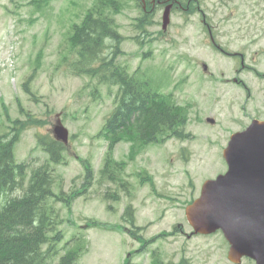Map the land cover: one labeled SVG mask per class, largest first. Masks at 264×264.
<instances>
[{"label": "rangeland", "instance_id": "rangeland-1", "mask_svg": "<svg viewBox=\"0 0 264 264\" xmlns=\"http://www.w3.org/2000/svg\"><path fill=\"white\" fill-rule=\"evenodd\" d=\"M46 1L0 0V134L11 127L7 112L11 118L25 117L21 107L26 115L46 120L42 126L27 127L14 149L17 160L38 165L48 154L37 134L54 135V126L62 122L70 138L56 176L68 193L84 180L80 158L93 165V183L73 200L71 209L54 203L65 234L59 253L82 237L85 245L78 264H124L127 256L130 264H176L183 257L190 264H233L221 231L187 237L192 227L185 206L200 195L205 180L227 170L223 151L231 134L245 129L253 117L264 118V76L250 70L264 73V0H201L207 10H175L165 30L164 9L150 16V25L138 27L143 16L140 0H117L107 10L122 37L115 62L153 89L172 95L187 116L177 130L184 136L161 134L159 142L143 145L122 134L109 149L113 160L126 163L115 182L107 177L100 182L109 140L98 133L112 115L118 86L76 73L69 43L72 26L88 9L111 2ZM204 14L211 18L220 44L244 52L246 65L238 76L250 88L251 98L246 87L225 82L242 68L240 57H224L212 46L202 30ZM112 52L106 47L103 54L111 57ZM204 64L211 76L203 73ZM61 188L57 184L55 191ZM129 205L133 225L123 218ZM56 258L52 264H58ZM242 264L255 262L245 258Z\"/></svg>", "mask_w": 264, "mask_h": 264}, {"label": "trees", "instance_id": "trees-1", "mask_svg": "<svg viewBox=\"0 0 264 264\" xmlns=\"http://www.w3.org/2000/svg\"><path fill=\"white\" fill-rule=\"evenodd\" d=\"M31 1L35 3L40 0ZM112 4L116 5L115 2ZM101 7L103 3L91 7L82 20L73 25V38L69 42L75 55L73 69L96 77L99 82L119 85L115 97L117 106L104 128L111 149L114 143L123 139L122 134L129 136L134 144L157 143L161 134L184 125L186 109L175 105L170 96L151 91L145 82L136 79L125 66L115 62L122 37L115 28L113 17L103 13ZM147 16L150 15L139 19L138 27L143 29L151 24ZM106 47L113 48L111 57L109 53L103 54ZM37 123L39 121L33 117L26 121L15 119L10 131L0 136V198L24 187L28 164L15 160L14 146L21 131ZM179 135L185 134L180 131ZM39 143L48 152L49 161L33 169L28 186L20 196L7 197L6 202L0 200V264H49L57 254V243L64 237L59 229L62 219L54 203L62 202L70 208L73 199L93 183V168L89 161L83 160L86 172L81 188L71 193H65L63 189L56 193L53 187L57 177L51 163L62 162L65 146L44 136H39ZM111 156L109 151L100 170V182L105 176L115 182L126 165L125 162L113 160ZM126 210L133 222L132 207ZM78 240L61 257L60 264H77L84 247L82 239Z\"/></svg>", "mask_w": 264, "mask_h": 264}, {"label": "water", "instance_id": "water-1", "mask_svg": "<svg viewBox=\"0 0 264 264\" xmlns=\"http://www.w3.org/2000/svg\"><path fill=\"white\" fill-rule=\"evenodd\" d=\"M168 22L166 10L164 27ZM56 132L67 138L61 126ZM223 155L228 170L204 182L200 197L186 208L187 218L196 232L221 229L230 242L231 261L241 264L247 256L264 264V121L255 119L233 133Z\"/></svg>", "mask_w": 264, "mask_h": 264}, {"label": "flooded vegetation", "instance_id": "flooded-vegetation-1", "mask_svg": "<svg viewBox=\"0 0 264 264\" xmlns=\"http://www.w3.org/2000/svg\"><path fill=\"white\" fill-rule=\"evenodd\" d=\"M193 1H196V2L194 3ZM140 2H141V5H142L141 7L143 11L150 13V14H156L158 10L165 9L167 7L170 8L171 13L174 12L175 10H179V11H184L187 13L191 12L192 14H194V13H199V12L203 13L204 10H207L202 7L201 0H187L186 2L183 0L182 1L181 0H140ZM202 24H203V27H202L203 32L206 34V36L207 34H209L208 41L212 44L214 48H216V50H218L222 54V56L230 57V58L240 57V65L242 68H236L235 70L236 73L234 71V75L232 77L228 76L225 82L238 83L239 86L242 85L246 87V95L248 96V98H251L252 92L250 88H248L247 84L243 83L244 80H242L240 76H238V74H240L241 71H243V67L246 65L244 63V53L240 50L233 52L226 47L225 45L226 42H221L222 44L218 42L219 35L218 33L215 32V30L212 27L211 18L208 17L206 14H204L202 18ZM247 68L249 69V67ZM252 71H254L255 73L258 72L256 70H252ZM203 73L205 75L208 74L209 76H211L210 75L211 73L208 71V67L206 70L203 68ZM224 73L226 74L225 71L221 72V74H224ZM254 118L255 117H253L252 120Z\"/></svg>", "mask_w": 264, "mask_h": 264}]
</instances>
